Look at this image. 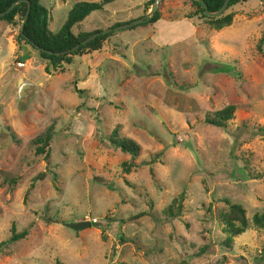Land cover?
Wrapping results in <instances>:
<instances>
[{
	"label": "rangeland",
	"instance_id": "374dc122",
	"mask_svg": "<svg viewBox=\"0 0 264 264\" xmlns=\"http://www.w3.org/2000/svg\"><path fill=\"white\" fill-rule=\"evenodd\" d=\"M80 1L100 2L40 0L48 29ZM148 1L113 0L72 33L140 18ZM157 11L56 72L19 41L20 17L0 20V264H264V229L252 225L264 214V2L225 10L220 30L188 17V0ZM228 105L225 127L206 122ZM115 128L140 146L128 173L130 155L108 141ZM48 130L45 159L33 141ZM227 202L249 222L230 241ZM84 220L94 224L63 225ZM13 232L26 235L8 242Z\"/></svg>",
	"mask_w": 264,
	"mask_h": 264
},
{
	"label": "trees",
	"instance_id": "16d2710c",
	"mask_svg": "<svg viewBox=\"0 0 264 264\" xmlns=\"http://www.w3.org/2000/svg\"><path fill=\"white\" fill-rule=\"evenodd\" d=\"M16 0H0V12L5 11L8 6H10ZM113 0H100V2H88L80 1L75 3L72 8L68 11L66 19L59 30L55 33L51 32L48 29V11L40 3V0H25L24 2L16 5L9 13L0 17V20H4L9 24L16 22L17 17H20L22 20L28 3L30 4V12L28 18L24 24L22 34L19 31L18 39L25 44H28L36 50L39 56L42 59H45L49 62L52 67V71H61L63 65L69 64L71 62L72 56H80L83 54H88L94 51L101 49L102 42L109 36V34H102L93 40L87 42L84 45H80L76 50L72 52H67L60 55L48 54L45 51H40L39 48L43 50H49L53 53L64 52L73 48L76 44L80 43L83 39L89 37L95 32L101 30H94L88 33L83 34H73L72 28L78 23L82 22L89 14L94 11L101 10L104 5L112 2ZM155 0H149L148 4L151 6ZM195 7V11L188 14V17L197 16L200 19H203L207 24L212 26L215 30H220L224 27H227L231 24L233 19L232 12H224L219 17H207L203 13V8L201 3L196 0H188ZM207 9L210 12L217 11L224 0H203ZM245 0H229L226 10L235 6ZM149 8V7H148ZM160 18V14L156 11L152 18L141 23L145 25L147 23H154ZM120 23L115 24L114 26L119 25ZM140 24V25H141ZM113 26V27H114ZM45 69H48L46 67ZM235 107L233 105H228L212 114L206 118V122L215 125L218 127H225L227 122L233 118ZM257 133L264 135V127H259ZM51 140V133L46 131L44 134L37 136L33 143L35 144V155H43L45 159L49 157V152L47 146ZM108 141L110 144L120 149L122 152H125L130 155L131 162L129 164L123 163V170L125 173L130 171V168L136 166L134 159L138 156L140 151V146L137 142L130 138L120 137L118 135V130L115 128L112 133L108 136ZM157 157L152 158L149 163L151 164L156 161ZM183 194H180L177 198L173 199L171 205L167 208V212L173 216L176 214L175 211H179L182 207ZM228 203V211L224 212L220 216V221L223 224V231L227 234V240L230 241L233 237L244 232L249 225L248 219L245 215L244 208L235 203ZM92 223V222H91ZM94 224V223H92ZM252 225L259 229H264V214H254L252 217ZM26 235L25 232L15 233L11 235L8 239V242H14L23 238Z\"/></svg>",
	"mask_w": 264,
	"mask_h": 264
},
{
	"label": "water",
	"instance_id": "95a60500",
	"mask_svg": "<svg viewBox=\"0 0 264 264\" xmlns=\"http://www.w3.org/2000/svg\"><path fill=\"white\" fill-rule=\"evenodd\" d=\"M25 0H16L14 1L10 6H8V8L3 11V12H0V17H3L4 15H6L7 13H9L16 5L24 2ZM161 0H155L154 3L151 5L150 7V10L149 12L145 13L142 17L140 18H137V19H134L132 21H129V22H126V23H123V24H120L118 26H115V27H110V28H107L105 30H102V31H99V32H95L94 34L90 35L89 37L83 39L80 43L76 44L73 48H71L70 50H67V51H64V52H56V53H53L52 51H49V50H43L42 48L39 50L40 51H45L46 53L48 54H55V55H60V54H64V53H67V52H72L74 50H76L80 45H84L86 44L87 42L93 40L94 38L102 35V34H107V33H110L112 31H118V30H123V29H127V28H132L134 26H137L147 20H149L150 18L153 17L154 13L157 11V7L159 5ZM198 2L201 3V6L203 8V13L205 16L207 17H212V18H215V17H219L221 16L226 8H227V5L229 3V0H224L223 4L221 5V7L215 11V12H210L208 9H207V5L206 3L203 1V0H196ZM264 2V0H261ZM29 12H30V4L28 3L27 5V10L21 20V24H20V33L22 34V31H23V27H24V24L28 18V15H29ZM25 86H23L21 89H20V95L23 94V88ZM63 225H65L66 227L70 228L71 230L73 231H81L83 230L84 228H87V227H90L91 226V221H76V222H68V223H63Z\"/></svg>",
	"mask_w": 264,
	"mask_h": 264
},
{
	"label": "built area",
	"instance_id": "2783aa9c",
	"mask_svg": "<svg viewBox=\"0 0 264 264\" xmlns=\"http://www.w3.org/2000/svg\"><path fill=\"white\" fill-rule=\"evenodd\" d=\"M16 65H17V67L22 68L25 65V63L24 62H21V61H18L16 63Z\"/></svg>",
	"mask_w": 264,
	"mask_h": 264
}]
</instances>
